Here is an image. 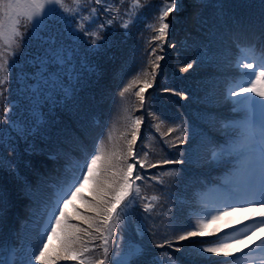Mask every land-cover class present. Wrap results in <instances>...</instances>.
I'll return each instance as SVG.
<instances>
[{
	"label": "rangeland",
	"instance_id": "obj_1",
	"mask_svg": "<svg viewBox=\"0 0 264 264\" xmlns=\"http://www.w3.org/2000/svg\"><path fill=\"white\" fill-rule=\"evenodd\" d=\"M141 3L148 4L142 10L144 15L141 22L131 27L130 33H126L120 27L121 21L117 20L111 29L103 33L109 43L98 52L91 51V45L87 43L89 37L79 33L81 38L77 39L73 35L77 24L72 18L68 22L49 25L47 28L41 26L26 40L24 53L11 70L6 95L0 97V118L4 117V108L11 107L12 111L8 115L14 120L12 132L8 131L7 124L0 125L5 135L3 148H0V191L4 196L0 219V264H23L31 249L36 246L46 221V200L41 197L40 189L55 191V180H62L64 174L70 172L94 144L99 146L102 143L105 153L126 151L127 141L131 140L132 132L136 131L134 122L137 118H141L142 123L134 148L141 158H146L150 163L164 159H182L186 162L181 166L167 165L163 169L142 170L145 179L136 181L133 185V188L139 185L140 192L130 211L124 242L134 238L149 246L153 257L175 259L183 255L175 252V247H196L191 241L177 244L175 236L191 230L200 221L197 206L204 212L205 218L210 219L215 210L232 204L234 208L230 214L215 221L212 230H227L233 235H236L234 229L243 231L245 225H251L258 218L243 221L244 218L240 216L241 213L247 215L245 208L255 206L249 205L247 201L258 197L246 194L248 177L240 168L236 151L232 150L228 157L222 152L223 148L214 147L215 133L219 132L222 134L220 138H224L236 132L238 124L230 123L229 117L211 108L226 105L229 109L226 112L234 114L238 109L244 111L246 107V102L240 105L235 103L237 99L243 101L244 96L230 95V90L239 91L237 84L240 76L238 80L223 84V71L230 67V51L234 48V40L230 39L223 44L221 36L227 22L231 24V17L234 21L235 4L252 10L259 5L264 9L262 0H179L177 8L168 17V42L162 44V51L158 47L161 42L152 40L156 33L149 25L156 23V17L166 0H141ZM109 4L113 9L119 7L121 12L129 7L128 0L122 5L119 0H106L103 6L107 7ZM189 12L190 19H187ZM84 15L88 13L84 12ZM108 15L110 14L99 13V20L104 21ZM205 18L209 20L206 21ZM204 22L206 23L203 24ZM52 39L55 43H52ZM49 47L52 51L59 52L64 59L59 64H50L45 70L50 82L44 85L42 80L37 79L38 70L30 61L38 50ZM153 48L156 49L155 53ZM245 54L235 62L240 72L242 64L251 59L252 54H248L249 59H244ZM156 55L164 59L158 62L160 67L155 78L151 75L144 77V72L151 73L150 62L155 60ZM187 63H192L193 67L187 72L180 71ZM201 76H204L203 80H196ZM57 79L63 81V84L53 87L51 81ZM134 79L137 80L136 85L121 98L119 92ZM143 79L151 81L152 87L145 89V101L141 106L134 93L143 87ZM180 81L184 84L181 85ZM37 85L40 86L38 92L34 91ZM165 89L181 91L185 98L174 95L171 91L166 92ZM161 93H168L169 96ZM166 97H175L177 103L178 100L183 101L188 111L184 112L183 108L176 105L165 111L163 102L161 107L157 101L167 100ZM179 104L182 105V102L179 101ZM103 109L108 118L106 126L97 123L95 117L87 121ZM243 115L246 116V113ZM250 115L257 128L256 143L259 144L260 115L258 110H252ZM195 117H204V123L209 129L191 121ZM234 123H237L236 119ZM169 128H178L179 131L170 133ZM200 128L206 129L209 134L198 143ZM243 130L240 134H243ZM210 132H214L213 135ZM181 134L185 141L183 144L177 140ZM192 136L197 141L187 145L186 140ZM174 144L175 147L172 146ZM197 163L202 164V169H208L210 163L230 164L228 171L231 174L228 179L223 180L226 189H221L223 186L220 185V180L214 177L209 180L213 187L210 191L212 196L207 195L205 200L200 192H192L194 186L201 189L197 181L193 180L196 174L194 172L200 171ZM186 165L189 167H183ZM164 172H174L175 175L164 176ZM183 173L187 175L183 176ZM57 174L59 178H56ZM154 175L160 176L164 183L158 184L155 180L148 179ZM25 182H31L32 187L26 189ZM178 183L189 185L188 189L178 191ZM93 187L89 182L82 194L91 199ZM209 187L206 185L207 193ZM217 189L221 194L216 193ZM178 193L181 197L179 200L175 196ZM151 195L157 196L158 200L151 201ZM159 200L161 203H158ZM149 201L155 205L150 213L143 210V205ZM74 206L81 212L88 207L79 198L74 201ZM160 208H164V211ZM73 211V206L70 205L69 212ZM72 222L78 223L75 220ZM219 235L223 237V231ZM215 238L216 236L210 235L205 239ZM261 238H264V231L251 235L245 244L254 247L253 242L258 243ZM166 239L173 241V248L155 247L156 244H164ZM59 243L57 237L52 238L53 248L58 247ZM117 245L122 247L119 237L116 245H110L112 250L109 255L113 260L117 258ZM238 247L247 251L245 245ZM164 253L168 255L164 256ZM65 263L67 262H61ZM238 264H262V260L259 255L250 258L241 253Z\"/></svg>",
	"mask_w": 264,
	"mask_h": 264
},
{
	"label": "snow or ice",
	"instance_id": "obj_2",
	"mask_svg": "<svg viewBox=\"0 0 264 264\" xmlns=\"http://www.w3.org/2000/svg\"><path fill=\"white\" fill-rule=\"evenodd\" d=\"M105 2L106 0H71L69 4L68 0H0V97L6 95V87L10 86L11 70L18 58L23 55L26 40L41 26L47 28L49 25L68 22L70 18L75 19L77 27L73 35L77 39L81 38L79 33L89 37L87 43L91 45V51L98 52L109 43L107 36L103 33L111 29L117 20L121 21L120 27L126 33H130L131 27L141 22V17L144 15L142 10L148 7V4L141 3V0H128L129 7L121 12L119 7L113 9L110 4L104 7ZM124 2L125 0H119L121 5ZM178 2L179 0H170V2L166 0L159 16L156 17V23L149 25L156 33L152 40L161 42V45H158L161 51L162 44L168 42L170 26L168 17L177 8ZM92 5L101 7H92ZM262 7H264V0H262ZM84 12L88 15H84ZM101 12L110 15L104 21H100L99 13ZM125 16L128 18L124 19ZM52 43H55L54 39ZM152 51L155 53L156 49L153 48ZM242 51L246 53L244 59H249V53L252 55L248 63L242 64L240 82L237 84L239 91L230 90L231 96H244L243 101L236 100L237 105L246 102L244 108L246 125L235 151L239 157L240 168L248 177L246 194L258 197V199L247 201L249 205H259L254 209L258 218L254 219L251 225H245L243 231L234 229L236 235H233L227 230L213 231L212 224L230 214L234 206L229 204L225 208L215 210V214L211 215L210 219H202L191 230L175 236L177 244L198 240L204 246L175 247L173 250L183 255L173 259L171 264H237L241 259V253L250 258L259 255L264 264V238L259 239L258 243L254 241V247L245 244L251 235L264 231V20L261 22L259 56L255 55V48L242 49ZM63 59L59 52H54L49 47L42 51L38 50L30 62L38 70L37 79L42 80L44 85H48L50 81L45 70L50 64H59ZM162 59L164 57L156 55L155 60L150 62L151 73L144 72L143 76L151 75L154 79L160 67L158 62ZM192 67V63H187L180 71L187 72ZM141 82L143 87L134 94L143 106L145 89L152 87V82L148 79H143ZM136 83L137 80L134 79L124 86L119 96L123 98ZM51 84L53 87L62 86L63 81L53 80ZM39 90L40 86L37 85L34 91ZM165 91H171L174 95L185 98L181 91L174 89H165ZM36 103L38 104L39 101ZM252 110H258L260 115L259 144L256 143L257 128L250 115ZM11 111V107H5L4 117L0 118V125L7 124L9 132H12L14 126L13 118L8 115ZM141 123V118L135 120L136 131L132 132L131 140L127 141L126 151L105 153L102 143L99 146L94 144L91 150L85 152L81 161L70 172L64 174L55 191L47 188L40 189L41 197L46 200L44 212L46 221L43 231L39 233L36 246L31 249L23 264H61L68 261H74L75 264H160L159 258L153 257L151 249L143 242L134 238L124 242L130 211L140 192L139 185L135 188L133 185L136 181L145 179L142 170L163 169L167 165H182L186 161L164 159L150 163L146 158H141L134 148ZM173 131H179V129L169 128L170 133ZM4 140V129L0 127V148H3ZM177 140L180 144L185 142L182 134L177 137ZM9 143H11L10 138ZM144 155L146 157L147 153ZM163 175L173 176L175 173L164 172ZM148 179L155 180L158 184L164 183L160 176L154 175ZM89 182L94 185L91 199L82 194ZM24 187L31 188V182H25ZM77 198L88 205L86 211L81 212L75 209L74 201ZM141 199L146 198L141 197ZM3 200L4 196L0 191V219L3 213ZM156 200H158L157 196L151 197V201ZM151 201L143 205L145 212L153 211L155 205ZM70 205L73 206V212H69ZM74 220L78 223H73ZM222 231L223 237L219 235ZM210 235L216 236V239L206 240L205 238ZM53 237H57L60 241L56 248L51 245ZM118 237L121 239L122 247L117 245V258L113 260L109 255L112 250L110 245H116ZM238 245H245L247 251L239 248ZM155 247L173 248V241L166 239L164 244H156ZM163 255L167 256L168 253ZM218 257L222 259H217Z\"/></svg>",
	"mask_w": 264,
	"mask_h": 264
},
{
	"label": "trees",
	"instance_id": "obj_3",
	"mask_svg": "<svg viewBox=\"0 0 264 264\" xmlns=\"http://www.w3.org/2000/svg\"><path fill=\"white\" fill-rule=\"evenodd\" d=\"M253 9H255V10L247 9L242 5L239 6V5L235 4L234 8H233L234 21H232L233 17H231V24L227 22L225 32H224V34L222 33L221 41L223 44H226V41H229L230 39L234 40V42H233L234 48H233V50L230 51V67L226 68V70L223 71V74L225 75L224 79H223V84H228L231 81H234V79L238 80V78L240 76V71H239L238 66L235 64V62L239 59V57L243 53H245L242 51V49L255 48L256 49L255 53L260 54L261 22H262V20H264V9H262L259 5H257ZM189 15H190V12L187 16V19H190ZM205 20L207 21V20H209V18H205ZM205 23L206 22H204L203 24H205ZM211 25H212V22L210 21V26ZM194 27H196V25H194ZM200 68H202V67H200ZM213 69H215V68H213ZM212 72H213V70H212ZM203 78H204V76L203 77L201 76L200 79H196V80H198V81L201 79L203 80ZM180 84L183 85L184 83L180 81ZM184 87H185V85H184ZM161 94H166V96H169L168 93H161ZM165 99H167V100L157 101V104H159L161 107H163L161 104V102H163V105H165V107H163V109L165 111L173 109L175 107V105L178 106V108H183L182 111H184V112L188 111V110H186L183 101L178 100V103H177L174 100L175 97H174V99H170L169 97H166ZM179 101L182 102V105L179 104ZM160 108H158V109H160ZM211 109L219 110V111H217V112H219V114H222V115L229 117V118H232V117L235 118L236 116L240 115V117L235 118L236 120H239L240 118H241V120H243V118H245V116L243 115L245 113L242 109L236 110V112L234 114H229L226 112V111H229V109L226 107V105H218V106L213 107ZM204 120H205L204 117H202V119L197 118V117H195V119H191V121H195L198 126L205 127L207 129H209L206 126V124L204 123ZM219 128L222 129V127L220 125H219ZM240 128L242 129V127H240ZM202 132H203V134H202ZM213 133L214 132H210V134H212V135H213ZM199 134L201 135V137L198 141L195 139L194 136H192L190 139L186 140L187 141L186 144L187 145L188 144H195L196 141L198 143H200L203 138L208 136L209 132L206 129L200 128ZM232 135L236 136V137L241 136V134L230 133V134L226 135V137L220 138V137H222V134L217 132V133H215V137H214V147L215 148H223L224 150H222V152L226 153L225 155L228 157H230V151H229L230 146H235L234 144L237 145L240 143V139L239 138H232L233 137ZM231 138L234 141H231L230 140ZM196 165H198V168L200 171L194 172L196 174L194 175L195 178L193 180L197 181V183H198L197 185H199L201 187V189H198L197 187L194 186V189L192 190V192H194L195 194H197L198 192L204 193L205 195H203V199H205L206 195H208V193H209V192L207 193V191H206V185H211V184H208L209 181H207V178L216 177L220 181H223L224 180L223 177H225L227 174H229V172L227 171L228 165H222V164L218 165V164L210 163L208 169H202V164H200V163H197ZM179 166H181V165H179ZM183 167H189V166L186 165ZM58 175L59 174L56 175V178H59ZM184 175H187V174L183 173V176ZM60 181L57 182V180H55L53 186L57 187V185ZM188 186L189 185H183L182 183H178V191L187 190ZM175 196L177 197V200H179L181 198L179 196V193L176 194ZM151 197H152V195L150 196V198ZM147 200H148V198H147ZM158 203H161V200H159ZM160 209L162 212L164 211V208H160ZM197 210L200 212V214L198 216H199L200 220H202V212L200 211L199 206H197ZM192 211H195V209H192ZM215 239H213V240H215ZM151 240H152V238H151ZM206 240L213 241L211 239H206ZM191 243H194V245L196 246L195 248L204 246L198 240L197 241H191ZM217 259H219V257ZM159 260H160V264H171V261L173 260V258H171V257H164V258L160 257ZM65 264H75V262L74 261H68Z\"/></svg>",
	"mask_w": 264,
	"mask_h": 264
},
{
	"label": "bare ground",
	"instance_id": "obj_4",
	"mask_svg": "<svg viewBox=\"0 0 264 264\" xmlns=\"http://www.w3.org/2000/svg\"><path fill=\"white\" fill-rule=\"evenodd\" d=\"M227 36H228V35H227ZM93 117L96 118L97 123H99V124H101V125H103V126H106V125L108 124V118H107V115H106L104 109H103L102 111H97V112H96L91 118H89L87 121H90ZM87 121H86V122H87ZM257 179H258V177H257ZM257 207H259V205H258V204H255L254 207L250 208V209H252V210H247V215H244V213L239 212V213H241L240 216H241L242 218H244L243 221L251 220V219H249V218H253V219H254V218H257V217H258V214L255 213V211H254V209L257 208Z\"/></svg>",
	"mask_w": 264,
	"mask_h": 264
}]
</instances>
